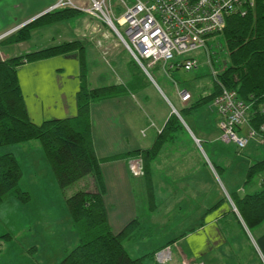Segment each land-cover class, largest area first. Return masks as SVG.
<instances>
[{"label": "crops", "instance_id": "0c3cea01", "mask_svg": "<svg viewBox=\"0 0 264 264\" xmlns=\"http://www.w3.org/2000/svg\"><path fill=\"white\" fill-rule=\"evenodd\" d=\"M58 1L0 0V34L13 30L0 40V62L74 40L70 38L74 34L73 29L70 33L59 32V39H56L53 37V23H48L34 27L26 40L12 41L19 29L42 16ZM80 14L75 15L76 19L81 18L77 31L89 28L92 21L86 14ZM92 26L91 34L101 29L96 21ZM88 72L87 69V78ZM82 74L77 51L19 65L17 79L29 118L41 123L47 119L76 116ZM123 75L131 80L129 72L124 71ZM123 75L107 85L126 83ZM98 86L102 85L95 87ZM124 86L128 87V83ZM127 89L90 105L93 145L100 160L105 185L104 203L114 232H119L130 221L139 218L136 188L143 194L142 204L147 209V186L143 181L146 177L134 176L129 168V160L142 155L138 153L139 150L152 147L168 119L175 114L170 106L164 108L162 113L151 110L158 121L150 126L142 111L143 102L131 88ZM208 90L196 101L190 90H187L191 93L188 101H182L178 94L181 107L180 110L174 107L178 117V121L174 122L176 128L170 131L158 153L150 160L155 208L147 212V220L149 226L161 224L168 228L165 239L153 245L150 253L166 244L176 243L172 259L165 264H182L185 258L203 264H264V219L254 226H248L236 204L246 196L264 192V171L256 173L251 179L247 177L250 166L264 157H259L257 152H246L245 148L250 142L239 149L235 142L222 137L219 113L212 103L214 97L206 99L217 92L216 82L212 87L210 84ZM191 105L198 107L188 109ZM182 110L187 116L180 113ZM147 129L151 131L148 133ZM3 149L13 153L22 168L21 188L31 194L34 193L33 189L46 192L47 182L34 181L39 172L27 168L23 155L25 149L29 150L30 158H34L30 152L40 155L43 149L40 142H24ZM45 172L46 177L52 176L49 168ZM27 175L31 176L29 183ZM139 222L138 227L142 228L145 222ZM7 230L9 228L0 222V235ZM134 235L137 236V233L134 232ZM144 236L142 231L140 237ZM128 239L131 241V237ZM132 248L136 252L140 250L139 246L133 245ZM127 251L136 258L131 253L134 251ZM143 252L145 255L146 251ZM18 263L14 256H0V264ZM154 263L158 264L155 260Z\"/></svg>", "mask_w": 264, "mask_h": 264}, {"label": "trees", "instance_id": "16d2710c", "mask_svg": "<svg viewBox=\"0 0 264 264\" xmlns=\"http://www.w3.org/2000/svg\"><path fill=\"white\" fill-rule=\"evenodd\" d=\"M80 13V10L69 7L47 12L19 29L12 35V41L28 39L34 27L62 21ZM222 33L229 51L230 64L221 70L218 80L226 88L235 90L240 99L252 103L249 120L254 127L259 128L264 123V0H256L255 7L245 16H228ZM86 47L82 39H74L0 62V146L38 140L62 188L86 175L94 178L97 191L82 189L66 199L69 213L80 235V243L58 264H144L148 255L154 258V253L133 258L123 244L125 239L133 236L140 224L139 220L136 218L130 221L119 232H114L109 224L104 203L105 185L100 160L93 145L90 119L92 102L119 94L126 87L119 84L87 87ZM76 49L81 51L83 71L81 88L77 95V115L71 118L47 119L41 123L33 122L29 118L20 90L17 68L27 61L71 53ZM216 88L217 92L206 99H212L219 93L217 82ZM197 107L191 105L188 109ZM177 121V115L173 114L153 146L138 151L144 157L151 208H155V202L150 178V160L158 153L170 131L176 128L174 122ZM261 171H264V158L250 166L248 179ZM21 177L22 168L16 156L11 152L0 154V203L10 195L24 202L30 199L28 192L19 188ZM236 204L248 226H254L264 219L263 191L254 196H246L236 201ZM9 238V233L0 235V248L3 241Z\"/></svg>", "mask_w": 264, "mask_h": 264}, {"label": "rangeland", "instance_id": "374dc122", "mask_svg": "<svg viewBox=\"0 0 264 264\" xmlns=\"http://www.w3.org/2000/svg\"><path fill=\"white\" fill-rule=\"evenodd\" d=\"M74 2L80 8H85L90 4V0H74ZM126 2L129 5L133 4V0H126ZM109 4L111 6V9L109 8L110 16H112L120 31L127 37L126 25H121L118 22V18L126 10L125 4L121 0H110ZM65 6H70V4L63 5V8L60 6L59 10L67 8ZM49 9L44 14L58 10ZM77 10L81 11L80 16L86 14V16L92 19L90 27L80 28V31H77L78 20L81 18L76 19V16L70 17L68 20L53 23V37L59 39V32L64 33L67 31L70 33L71 29H73L74 34L70 38L82 39L83 43L86 44L85 62L89 71V78L86 77L85 81L89 88L116 82L118 76L123 75L124 71L129 72L131 80L129 81L123 75L126 81L124 84L128 83V87L137 93V97L143 102L141 105L142 111L146 115V122L150 126L153 122L158 121L152 111L162 113L164 108L170 106L173 113L177 114L174 107L179 110L181 107L178 104L180 99L177 92L184 89L190 90L194 95V101H196L201 95H205L209 91L208 86L210 84L212 87L213 83L216 82L214 70L220 71L230 64L229 51L224 34L218 33L210 39L207 47L179 55L174 61L166 65L160 62L154 66H148L150 72V75H148L143 67L135 63L128 49L125 48L107 24H103L99 19L100 22L97 21L96 17L95 20L92 15H88L84 10ZM82 12L85 13L83 14ZM93 21L100 23L101 29H97L94 34H91L93 31ZM95 34L96 36H94ZM76 51L81 54L80 50L76 49ZM187 56L195 57L199 65L191 70L185 69L184 66H179ZM177 61H179V65ZM146 62L144 63L146 64ZM172 63H175L173 67L170 66ZM128 87H126V90H128ZM181 113L183 116H187L184 110ZM243 129L244 134H247V125ZM150 131L147 129L148 133ZM26 142L39 141L31 140ZM4 147L0 146V154L6 152L3 149ZM29 150L32 151L33 148H29ZM29 150L25 149V154H23L26 158L25 165L27 168H32L39 172L35 175L34 181L40 183L47 182L48 189L44 193L42 190L36 192L33 189V194L28 193L30 199L27 202L10 195L6 197L8 199L5 198L0 203V217L2 218L0 222L3 226L9 228L5 233L11 235V238L3 241L0 248V252L3 251V253L0 256H14L18 259V264H58L80 243V235L78 234L79 239L77 236L78 229L67 206V197L82 189L95 192L98 188L94 182V178L90 175H86L65 188L60 187L44 150L42 149L40 155L37 152H30L34 158L29 157ZM245 150L249 153L257 152V154H260L259 157H264V143H258L255 138L251 139L250 144ZM142 158L144 165V157L142 156ZM47 168L52 172V176L50 177H46L45 169L47 170ZM30 177V175H27V183H29L28 179ZM143 181L145 182V186H147V180ZM21 185L20 183L19 188L26 191L21 188ZM136 190L139 199L138 219L145 223L142 228L138 227L136 229L135 233H137V236L131 237V241L126 239L124 244H126L127 250L134 251L131 252L134 257H137V255L142 257L143 251H146L145 255L150 254L152 251L151 247L165 239L168 228L163 227L161 224L149 226L147 212H152L154 208L150 207L148 193H145L147 196L146 209V206L142 204L143 194L138 192V188ZM142 231L145 234L143 238L140 237ZM133 245L139 246L140 250L138 252H136L137 250H133ZM153 262L154 258H149V255L144 260V264H153Z\"/></svg>", "mask_w": 264, "mask_h": 264}, {"label": "built area", "instance_id": "2783aa9c", "mask_svg": "<svg viewBox=\"0 0 264 264\" xmlns=\"http://www.w3.org/2000/svg\"><path fill=\"white\" fill-rule=\"evenodd\" d=\"M121 1L126 10L118 18V22L126 25L127 37L109 14L110 0H90V4L85 8L77 6L74 0H59L49 10L70 4L65 7L84 10L103 24H107L128 49L134 61L143 67L148 75V66L160 62L166 65L179 55L207 47L212 37L223 32L228 16H245L256 5V0H133L132 5L127 4L126 0ZM12 31L1 33L0 40ZM177 62L179 65V61ZM174 64L170 66L173 67ZM198 65L195 57L187 56L179 66L191 70ZM220 72L221 70L213 72L220 90L212 103L219 113L218 124L222 137L235 142L239 149L245 148L252 138L258 143H264V123L256 128L249 120L252 103L240 99L235 90L226 88L218 80ZM178 94L182 101L191 98V93L187 90L179 91ZM245 125L248 131L247 134H242V127ZM129 167L134 176L145 174L143 158L140 155L129 160ZM176 246V243H169L161 247L154 252V260L158 264L167 263L172 259ZM182 264L203 263L185 258Z\"/></svg>", "mask_w": 264, "mask_h": 264}]
</instances>
